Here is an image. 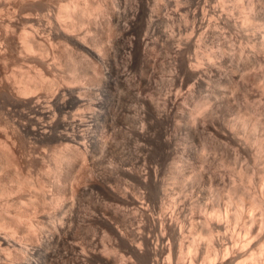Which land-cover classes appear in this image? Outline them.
<instances>
[{
	"label": "bare ground",
	"instance_id": "6f19581e",
	"mask_svg": "<svg viewBox=\"0 0 264 264\" xmlns=\"http://www.w3.org/2000/svg\"><path fill=\"white\" fill-rule=\"evenodd\" d=\"M168 1L170 2V0ZM206 1L204 0L205 3L203 2L204 3L203 6L201 5L202 7L200 8V14H201L200 17L195 18L197 28L198 29L203 28L202 29L203 31L199 32L200 36L199 34L197 37L195 36L196 37L195 39L196 42L194 40L195 45L196 43L201 45V40L199 37H204V36H201L202 33L203 35L210 34L209 35L210 37L211 34L217 30L216 28H218V26L221 28L223 27L225 29V32H226V29H229L230 31L234 33L236 37L239 38V40L237 38L235 39V40H238L239 45L234 44V46H237L238 48V51L235 50V52H237L236 54H238L237 57L235 56L237 58V59L235 58V61L237 60V63H233L234 60L232 61V63L234 64V66L235 64H238V63H242L243 65L241 64L242 65L241 69L238 66L239 68H236L238 70L235 71L233 69V66L225 62L224 70L226 71V73H224L223 75L224 77L222 76V81L224 84H227L228 86L229 85L232 86L233 84L235 87V90H234V92H236L235 94L239 93V92L237 93L236 91L237 89H239L240 92H242L243 98H241V100H243L242 102L244 104L243 106L240 105L242 102L238 103L239 105L236 104L235 102L236 99L233 98V100L235 99L234 100L235 105H238L240 107L237 106L235 108V115L233 116V118H231L232 115L230 114V118L224 119L225 121L223 122L216 121L217 118L215 119V116H217L216 115L217 110H215V112L211 110L212 113H216V114L214 116L209 114L210 116H209L208 123L207 122L205 123V121L203 120L204 126H205L204 127L202 125L203 122L200 123L201 114L200 115H197V114L203 113V111H207L205 109L203 110V107L206 104L202 103L203 102L202 101L201 104L197 106L195 105L196 107L194 109L193 107H189V108H192V111L190 109V113L188 115H185L183 113L184 112L183 104L187 103L186 100L188 97L182 95V93L180 92L182 88L180 89V87H182V85H184L188 81H192L191 84L193 83L192 84L193 86L192 85L191 86L193 88L195 87V85H201L203 80L205 81V78H211L212 72L214 70L213 69L214 64L211 62L214 59H212L209 56L210 55L209 53L213 52V50L212 51L207 50V51H210L209 53L205 52L207 56L210 57V60H212L210 61L209 58H207L208 62L209 61L210 62L208 64L207 61H205L207 63V66L205 67L203 66L204 64L203 65L201 64V63H204V61L201 60L202 61L201 62L199 60L200 58L199 59L198 57L192 58L191 54L190 56H188L189 54L188 55L185 54L186 50L191 49L195 46L192 44L193 42L188 41L191 38V36L193 38V34H195V32L194 33L192 32L193 34L190 32V31H193L191 29L192 27L190 28L191 30L189 31L191 36L188 35V37H186V38H189L188 40L181 36V38L184 39V41H181V39H178L179 37L178 35H176L178 40L176 39V37L173 38L174 32L172 33L171 38L170 36L166 35L168 38L165 39L166 47L163 50H165V53L169 57L168 67H167L168 68L167 71L169 74L166 71L169 77L164 76V75L163 77H167L165 78L166 81H168L167 82L168 84H166V86L168 87L169 84L170 86L168 87L169 90L164 92L162 96L161 95L162 91L164 89L165 90L167 89L164 88V85L166 83L165 79L160 76L161 74L164 73L165 69L164 71L162 70L163 72L160 70L162 73L159 75V77H161L160 79H163L164 81L161 80V83H160L159 77H158V66L161 63L157 65V62H158L159 56L162 54L159 51L161 50L160 47L163 44L161 41L163 40L162 39L163 35L160 31L162 28L159 29V21L156 18L157 16L156 14H158V12H156V9H159L157 8V5L159 6V0H134V3L132 5H129L132 2L126 0L124 1L126 4L130 2L128 4L129 7L134 5V7L130 8V9L133 8L131 12H128V13L124 12L127 10L125 8H127L128 5L124 6L123 10L124 9L125 10L122 11L120 10L122 8L119 9L118 7H121L124 2L122 1L123 3H121L120 1L119 4L121 3V6H119L118 3L114 0H0V55L2 56L11 55L15 58L16 60V61L14 60L15 61L14 65L16 66L14 67L15 71L17 70V67H18V70L23 67V66L21 67L20 65L24 64L25 60L23 61L22 58L26 56L27 59L24 58L26 59V61H28L26 62L27 63L26 65L30 67L40 65V67L37 68L39 72V75L37 76H40L39 81L43 79V81H41V84L44 85L46 83L45 81L48 79H49L48 82L52 83L54 82L53 80L57 81L58 79L56 78L57 80L56 79L51 80L52 78L50 79L49 75L47 78H45V75L41 73L43 72V70L41 71V68L45 67V69H51V70L52 68L58 69L57 67L59 66L58 61H60L58 59L56 60V58H58V55L65 54V56L68 55L71 58L70 54L72 55L75 54V56L77 55V57H80V61L82 60L81 63L84 62L85 68H86V69L84 68L85 69L84 71H86V73L85 72L84 73L88 76V77L86 76V79H88V85L86 84H84L86 86L82 85L83 87H82L81 93L78 92L79 90H74L73 88L70 87L71 85H69L70 83H75L76 81L74 80L75 82H71L68 79L70 81L69 84H68L69 81L66 80L67 84H65L64 87H61V89L59 90L57 89L58 91H56V93H54L55 90H51L54 93V95H52V97L46 100H44V98L43 100H41V98L39 99L38 97L40 96L37 97V93H35L36 88L34 86L37 87L38 86L37 83H39V81H37L36 84L32 83V85H30L31 84L30 82H33L35 78H37L38 80V77L36 76L35 77L33 76L34 79H31L32 81L29 80L30 77H27L26 80L22 79L21 81V79L17 78V75H15L13 71H11L12 72L11 74H14L13 75L14 77L16 76V78L12 77L13 79H17V80L19 79L21 82L25 81L26 84L24 85L22 84L23 86L17 89L16 91L17 93H14L15 90L14 92H11L9 90L3 91L0 89V109L2 108L4 110V113L7 115L11 114L12 112L18 113L20 118L24 120V122L19 123V128L21 130V133L24 136L28 137L30 139V142H32L33 144L37 143L42 147L61 146L60 149L57 148L59 149L58 154H56L55 152L56 148L54 149L55 151L51 152V153L53 152L55 153V154H52V157L53 155L58 156L57 157L58 161L59 160L65 161L67 165L70 166L71 169H72V162L74 160L73 158L74 157L76 158L77 154L82 156L81 158H83V162L81 163L82 164L81 177H79L80 175L78 176L80 172L78 170L80 169L77 170L78 172L76 171V173H78L77 174L78 178H80L79 179L80 183L76 184L75 187H73V184L70 185L71 187H70L69 205L65 209V211L68 209L66 220L63 221L58 218L59 220L63 221V223H61L60 221V224L56 225L57 223L49 224L47 222L49 220V216L52 217V215H49V214H53L51 213L52 211H54L52 208H51L52 211L49 212V214L45 213L44 212L45 210L44 211L42 210L41 213L37 216V219L35 218V220L37 221L36 223L33 222V220L32 221L30 220L31 218L30 217L31 213L29 214L30 211L29 212L22 211L21 209V211L17 212V210L11 207L17 212V214H15V217H12V215H10V212L7 211V213H5L6 211L4 210L6 217L4 215L0 216V264H8L5 261V259L7 258L6 257L7 254L11 256L10 252H12L11 254L14 253V255L16 256L15 263L12 262V264H38L34 260L35 258L34 255L40 252L42 249H44L46 244H48V246L52 244L57 246V243H60L63 245L62 246V250H63L62 257L60 255L61 252L57 254L58 256L60 255L61 257L60 260L57 258V256H54V254L52 255L53 259L56 257L57 259L55 258V260L56 261L59 260L57 264H264V23L256 19L257 17H259L257 15L260 13L259 9H257V11L259 10L258 12L257 11H255L256 13L254 12L255 16L257 17L252 15L253 11L256 10L255 5L253 8V2L255 0L254 1L251 0V2L249 1L251 16L245 13L243 9L244 6L241 3L238 4L239 0L236 2L239 8L236 7L235 10H237L238 8L242 15V18H240L241 16L239 17L240 19L237 18L240 21L234 18L235 15L233 16L232 15L233 13H231L234 10V8L232 11L229 9L231 11V12L229 11L231 14L230 15L228 14L229 12L226 11L228 10L227 7H226V10H223L221 7H219L218 4H215L212 2L213 4L210 5L208 4L209 0H208V3H206ZM225 1L222 0V2H225ZM259 1L260 0H258L257 2L256 0L257 3H259ZM165 2L163 1V3ZM182 2H180V4ZM183 3L185 4V2ZM180 4L178 5V7L180 6ZM232 4H235V3H232ZM173 5L174 4L172 3L171 10L173 9L177 10L178 7L173 8ZM223 5L225 6V3H223ZM224 6L223 8H225ZM146 10H148L149 12L145 13ZM261 10L263 11L264 9L262 8ZM187 11H185L186 14L188 13ZM171 12L172 11H170V13ZM193 12H194L193 13L194 15L195 12L197 11L195 10ZM180 13L179 15L181 16L179 17H181V19L183 18L182 16H188V14L182 15L183 12H180ZM164 14L163 16L165 17ZM263 14H264V11H263ZM166 15L168 16V13H166ZM170 15L172 16V14ZM99 16L101 17L99 18ZM143 16H145V25L143 26V28L141 26L137 28L138 21L142 19ZM177 18H176L177 22L175 21V24L179 23ZM186 18L184 19L186 20ZM172 19H171V22H172ZM194 21L193 22L191 21V22L194 23ZM166 22H168V20ZM181 22L179 25H181L185 21L183 20V22L182 23ZM186 22H185V25H186ZM169 25L170 24L168 23V26ZM173 25H174V22H173ZM165 26H166V23H165ZM167 28L168 27H166V29ZM169 28H172V27L169 26ZM186 28L185 30H187ZM221 28H219V30ZM164 29L165 28H163V30ZM180 30H177V31H180ZM220 31L222 32L223 30H220ZM230 31H229V34L231 33ZM175 33H176V30H175ZM165 34L167 33L165 32ZM169 34H171V31ZM179 34H181V31ZM185 34H182V35H185ZM217 35L215 34L213 38L217 37ZM220 35L221 34L218 35V38ZM230 35L232 36V33ZM226 37H222V39L228 40ZM198 38L200 40L199 43L197 41ZM206 38L209 39L208 37H205L204 38L205 40L204 39L203 40L206 41ZM232 39L233 37L231 38V40ZM216 40H214L213 42H217ZM233 41H231V43ZM224 42H222L221 40V43H223V45H224ZM202 43L205 46L206 42H202ZM225 46H223V48H225ZM199 47L201 48V46ZM218 47L220 46L218 45ZM195 48L196 47H194L193 49L195 50V52L197 49H199L201 52L203 51L200 48H197V49ZM211 48L212 47L208 48L207 46V49H211ZM223 48H221V50ZM216 49H219V48H217L216 46ZM226 49L227 50L224 49V51L228 52L229 48L226 47ZM198 51L195 53V55L198 53ZM214 52H215V47H214ZM214 52L211 55L215 56L216 52L215 53ZM205 53L204 52H202V54L199 53V55L197 54V56L199 57L201 56V58L205 59L206 57L202 56V55H205ZM219 54L217 51V55ZM223 55L225 56V58L228 57L226 56L225 53ZM232 55L233 54L231 51V56ZM49 56H52L51 59ZM216 56L214 58H216ZM221 56L219 55V57ZM73 57L71 58L72 60H73ZM67 58H66V61H67ZM229 58L231 60L232 57L229 56ZM4 59L5 58H3V60ZM61 61H60V64H61ZM221 61H223V59ZM4 62H6V60H4ZM35 62L37 63L36 65L34 64ZM218 62H220V60ZM81 63L79 65H81ZM73 64H78L77 59L72 62V65ZM6 65L9 66V64H6ZM221 65L223 66L224 64H221ZM221 65L219 66L221 67ZM62 66L60 65L59 67L61 68V70L63 69ZM162 66L164 67L163 64ZM163 67H161V69ZM247 69H249L250 71L252 70L253 73L252 74H248V72L245 73L244 71H249ZM136 71H138V73L140 71V74H138V77H136V75L133 74ZM130 74L134 76V81L131 79L133 77L130 78ZM69 76H72L71 73L69 74ZM213 79L214 78H212V80ZM17 80L16 81L14 80L15 83H17ZM27 80H29L30 82H28ZM214 80H217V78H215ZM1 81H3V79ZM207 81L208 83L211 82V80L210 81L207 80ZM48 82L46 83L47 89L54 87L53 86L54 84L55 86L57 85L55 82L54 84L52 83L53 85L50 83L48 84ZM79 82L82 83L80 79H79ZM132 83L137 84L136 86L139 88L143 86L142 90L148 93V97H149V94L154 89H156V86L159 85L160 83L162 85L161 88H164L163 90L160 89L161 96L160 95L159 96L161 97L162 100L159 99L157 95L156 96L158 98L153 96V98L146 97L144 99L143 97L141 99L143 100L142 102L143 106L141 107V111L136 110L137 107L135 106L136 107L135 109L133 104H131V101L135 99V97H139V96H137L134 93V91L132 92V89H131V86L133 85ZM119 84L120 86L123 85V88L121 90L119 88L120 86L118 87ZM220 85L218 86L222 88L221 86H223V84L221 86ZM206 87L208 89V86ZM13 88L14 87H12V89ZM158 88L160 87L158 86ZM228 88L229 87L227 88L224 87L223 89L227 91ZM38 89L39 88H37V90ZM193 89L195 90V88ZM207 89H205V91L209 90ZM186 90L185 92H187ZM198 90H200L199 93L201 92L207 93L204 91V89L203 91L201 88ZM210 90L212 91V89ZM229 90L231 91V88H229ZM144 91L142 92L144 93ZM188 91L189 92L191 91V95L193 97L194 95L192 92L193 90L189 89ZM52 92L51 94H53ZM189 92L187 94H189L190 96ZM137 94L139 95L141 93H137ZM235 94L231 93V96ZM134 95L136 96L132 97ZM146 95L147 94H144L142 96H146ZM152 95H154V93ZM200 95L204 96L205 94L204 95L200 94ZM207 95L209 97L211 93L209 94V91H208ZM216 95L217 94L210 96L211 98L213 97L214 99H210L209 97V101L210 100L215 101L216 98L218 99L219 97H217ZM231 96L229 95V97ZM154 97L161 101L159 100L154 101L155 100ZM193 98L195 99V97ZM191 99L189 101H191ZM194 99L192 100L194 101ZM198 99H200V97ZM239 100L237 99V102ZM217 101L219 100H216V102ZM204 102H207V101L205 100ZM230 103L231 102H229V100L227 99L226 104H228L229 106H232L230 105ZM135 105L140 106V103L135 104ZM188 106H189V103H188ZM207 107L212 108L214 106L211 107L210 105V106L205 107L206 109L209 110L210 108H207ZM218 108H220V104ZM232 108L234 109V107ZM72 110L74 111L77 110V112L72 113L71 112ZM207 112H204V113H207ZM135 114L138 115V117H135ZM206 115H208V113ZM197 116L198 117L200 116V118H198ZM179 121L181 123L184 122L187 125H190L191 127L190 129L191 130L193 129L195 131L196 130L198 131V128L196 129V127H198V125L201 124V126H203L207 130V132L215 139V140H212L209 138L210 142L216 141L217 139L218 143L222 145V146L218 145V147H216L217 146L216 145L217 142H216L215 143L216 146L214 145L216 147L215 150L218 149L220 146V147H223V149L220 148L221 151H223L224 148H225L224 152H226V150L228 151L227 153H223L220 151L222 153V156H221L222 160L221 161L219 160L220 163L224 164L223 162H229L230 160H232V163H234L233 166L232 164H230L233 168L227 165L233 169L232 170L231 168L228 167V170L229 169L232 170V172L228 171L231 173L230 175L232 177H229L227 179H225L226 177H224V179L222 178L223 180L221 179L220 186L219 185L216 186L214 188V191L215 189L216 191L213 193V190H212L213 194L209 196H200L195 193L194 196H192L191 194V196H189L190 199H187L186 197L190 195L188 193L187 196L184 197L187 192L184 194L183 197L178 196L182 194V191H183L182 187H180L182 191L179 189V191H181V194L180 192H178L179 194L178 195L176 194L177 196H171V194L169 195V192L172 190V188L171 190L168 191V193L166 192L168 188H165L166 189L165 190L163 187V184L161 183V180L159 179L158 167L156 166V164L154 166L148 162L149 154L147 150L150 149L148 147L149 144L153 145L154 148L166 150L171 145L169 129L170 127H174L175 122H178L179 124ZM125 123L126 124L128 123L129 125V127L128 125L125 126L127 127V129L129 128L128 130L125 129L127 130L126 132H123V130L118 131L116 129L117 126L118 127L120 126L117 124L125 125ZM135 123L142 124V126L140 127L139 124H138L139 126H136ZM153 126H154L153 132L150 133L149 132L150 130H148L147 127H153ZM203 127H202V131L204 132L206 130H204ZM0 131H2V127H0ZM202 131L200 132L201 134H203ZM210 135L209 136L206 135L205 137L204 136L203 137L208 139L207 137H210ZM136 136L138 137L141 136L148 142V144H145L146 141H143L144 144L142 143L141 144L137 143L139 145L136 144V148H134V150L136 149L134 151L135 154L133 152L134 154L133 161L126 162V163L120 162V164L118 163L119 165L114 164L113 163L114 161H111V163L109 164H105V159L109 154H111V152H112L113 157L114 155L117 156V153L119 152L117 147L118 145H120V143H123L125 141L124 144H127L126 141L128 138H133L135 141ZM8 140L10 141L11 139L9 138ZM5 144L7 145V148H8V145L9 146L11 145L9 143L8 144L4 143V146H6ZM181 144H183V142ZM201 144H204V142ZM212 144H214V142H212ZM16 146L17 145H15V147ZM184 146H185V143H184ZM208 147L209 146H207V148ZM212 147H210L208 150H210ZM7 148L6 150L9 151L10 148L12 147L8 149ZM123 149L124 148H122V150ZM200 149L202 150L204 149V151L207 150L205 148V145L202 148L200 147ZM200 149H198L199 152H200ZM212 149L210 151H212V153L216 152V155H217L218 151H215L214 149L213 150ZM6 150H0V153L1 151H3L2 154H5L7 152ZM44 150H45V153L48 152L46 148H44ZM129 150H131V148ZM12 151H14L13 148H12ZM12 151L11 152L9 151V152L13 154ZM210 151L209 152L206 151V152L211 153ZM29 152H31V150H29ZM39 152L41 153V151ZM195 152L198 153L197 151ZM206 152H203V151L200 152L201 156L203 153H205L206 155L207 154ZM200 153L198 154L200 155ZM212 153L210 156H213ZM6 154H5V158L7 157L6 161L8 162L7 159L9 157H11L9 159L12 160L11 154L8 153V156L10 155L9 157L6 156ZM35 155L38 159L39 153L37 154L36 152ZM120 156H123V155H120ZM181 156L183 155L181 154L180 157ZM210 156L209 155L207 157L205 156L206 161L211 160V159H208V157L210 158ZM217 156L219 157V155ZM126 157L127 156H125L124 158ZM13 158L15 159L16 156H14ZM23 158H20V159L22 160ZM40 158H41V155H40ZM55 158L53 159V161L55 160ZM184 158H186V156ZM188 158H186V160H189ZM213 158L216 159V157H213ZM215 159H213V161ZM58 161L56 160V162ZM60 161L57 164L55 161L54 162L56 165H58V164H61ZM178 161H176V163ZM10 162L12 164L11 166L13 167L15 162H12V161ZM191 162L192 160L190 161V163ZM204 162H205V159H204ZM26 163H29V162H26ZM174 163L175 162H172L171 166H173ZM179 163L181 164V162ZM110 164L111 166H108ZM178 164H176V166ZM52 165H54V163H52ZM202 165H205V164L203 163ZM14 166L16 168V165ZM18 166L19 164L17 165V167ZM24 166L25 165L23 164L22 167ZM219 166L221 167L222 165H219ZM224 166L226 165H223V167ZM180 167L182 169L184 165L183 167L182 165ZM216 167L214 166V168ZM218 167L216 168L217 169L216 171L219 170ZM2 168L4 167H1L0 169ZM222 168H220V171L223 170ZM30 169L28 168L29 170V172L27 171L28 174L30 173ZM48 169L49 171H51L54 168H51L50 166L48 167ZM58 169H60L59 166H58ZM171 169H169L168 171L171 172L170 171ZM1 171H0V174H1ZM16 171L17 170L15 169L14 172ZM43 171L41 172L40 170V173L43 174L42 176H44ZM53 171H55V169ZM53 171L52 173H54ZM62 171L64 172V170ZM17 172L13 174V176H15V179H16V174L18 173L22 174L20 173V170L18 173ZM207 172L208 174L205 172H197V173H194V174L192 173V175L190 174L187 176L186 174H180L182 173L181 171L179 173L180 178H181L180 180L182 181V183L184 181L182 179H186V178H188V181H190L189 179H191V181H193V183L195 182V184L199 183L200 181H202L200 182L202 184L211 183L212 181H214L212 179H213L214 174L216 173L215 169H214L215 173L212 172L211 170L213 174H211V172L209 171ZM228 172L227 170L225 172L227 176H228ZM45 173H48V170L47 172L45 170ZM50 173L48 175H50ZM60 173H61V170H60ZM209 173L213 175L212 178H211V175H209ZM218 173H221V172L218 171L217 174L215 175L217 176ZM5 174L7 175V173ZM55 174L54 176L56 177ZM59 174H57L58 178L55 179L56 181L57 179L61 177ZM222 174L223 172L220 174L221 177H222ZM2 175L4 174L2 173ZM8 175H12V174H8ZM220 175H218L217 177L215 176V178H218ZM20 176L21 175H19L18 177ZM21 177H23V175ZM45 177L46 178L49 177L51 179V176H47L46 174H45ZM168 177L171 178V181L174 178L173 176L170 177V175L167 176V178ZM12 178L13 177H11L10 179ZM31 178L32 177L29 178V175H28V176H25V178H23V181H21L22 178L21 179L18 178V179L21 181L20 182L21 184L23 182V187H24L25 186L24 183L28 182V180H31ZM24 179H28V180H24ZM33 179L34 178H32V180ZM36 179H38V177ZM168 179H166V182ZM41 180H40L41 182H44L45 179L44 180L41 179ZM76 180L75 182H78ZM52 181H51V188L53 186ZM15 182L13 183L10 181V183H13V184H15ZM29 182L30 184L33 183L31 181ZM29 182L27 183L28 185H29ZM59 182L57 181L58 185H60ZM166 182L165 183L163 182V183L166 184ZM217 182L219 184V181ZM21 184H19L20 185L19 186L18 181H17L16 185L18 186L15 188V190L16 189L23 190V187L21 186ZM33 184L29 185L28 187L35 186V184L34 185ZM204 184L202 186H204ZM2 185H4V188H5L6 184L4 183ZM44 186L42 185V188L40 189L44 190L45 189ZM47 186H48V182H47ZM169 186H171V184ZM214 186H215V183H214ZM35 187L30 190L34 191ZM40 187H41V184H40ZM49 187L46 188L48 189V191L50 190ZM64 187L66 186L64 185ZM211 188L213 189L212 186ZM52 189H51V192H52ZM22 190H19L21 191L20 193L24 192V190L23 191ZM38 190L39 189H37L36 194H40L39 193L40 190L39 191ZM43 190H41L42 193L44 192ZM190 190L193 191V188ZM176 191L175 193H177ZM184 191H187V190H184ZM194 191H195V187H194ZM208 191L211 192V190H208ZM5 192L7 193L6 190ZM12 193L13 192H11L10 195ZM44 193L43 195L47 196V194L46 193L44 194ZM32 194H34V192ZM36 194L34 195V197H37ZM41 194L38 196H41ZM48 195H50L49 192H48ZM7 196L10 197L9 194ZM7 196L5 195L3 198ZM30 196L29 197L27 196V197L30 198L29 201L32 199L30 201L31 203H29V201L28 202L26 201L25 203L31 204V206L33 205L34 202L37 204L39 203L37 202L38 197L37 199L34 198L33 200V198H31L33 196L31 197ZM51 197H52L50 198L51 201L53 197L56 198L55 194ZM43 198L41 197V199ZM58 199H62V198H58ZM78 199L80 201V209H78L77 207ZM16 200L17 199H15V201ZM7 201H9V199ZM38 201H40V198ZM79 201H78V204H79ZM19 202L21 201L19 200L18 202H16V204ZM22 202L24 201L22 200ZM43 202H44V199L42 203ZM46 202L48 204L49 201L48 200L45 201L44 204ZM3 203L1 204V207L4 208L5 204ZM25 203H23L22 205L23 208L27 206V205H24ZM12 204L13 205L15 204L14 201ZM37 204L34 206L35 208L33 212H35ZM40 204H41V201L39 205ZM54 204H55L54 206H56L58 203L56 204V202H54ZM51 205H53V202ZM9 206H11V204H9ZM18 207H21V206L19 205ZM5 208L7 209L6 206ZM15 208L17 207L15 206ZM28 209H30V207ZM7 210H10V208ZM0 212H1V208H0ZM7 215L11 216L14 219L11 220V218L9 217L10 220H7ZM51 217L50 219L54 220V218L53 217L51 218ZM25 219H28L26 220L29 223L27 227H25L27 224V222L24 223ZM55 222H56V219H55ZM30 227H32V229H30ZM26 229H30L31 231L35 230L34 233L36 234H37L36 231H38L36 238H34L36 234H34L33 231H32L33 233L32 234L31 232H29V230L28 232H26L27 231ZM28 233H31L32 236L34 235V237L32 238V236L29 235ZM19 234H21V236L22 234L23 236L25 235L24 239L20 238ZM77 237H79L80 240L77 241L75 239ZM54 245H52V247ZM56 246H54V248ZM54 248H51V249H54ZM46 250L48 249L46 248L45 251ZM42 253L44 252L42 251ZM47 258L45 256V259ZM9 259L13 260L14 258L10 257ZM36 259L39 260L38 257H36ZM45 259L43 258V261ZM40 261L41 260H39V263ZM43 264H46V262L45 263L43 262Z\"/></svg>",
	"mask_w": 264,
	"mask_h": 264
},
{
	"label": "rangeland",
	"instance_id": "374dc122",
	"mask_svg": "<svg viewBox=\"0 0 264 264\" xmlns=\"http://www.w3.org/2000/svg\"><path fill=\"white\" fill-rule=\"evenodd\" d=\"M114 1L117 2L118 0H114ZM120 1H121V3H123V2L126 1V0H119V1L117 2L119 6H121V3L119 4ZM122 1H123V2H122ZM127 1L132 2V3L128 2V4L130 3L129 5H132V4L134 3V0H132V1H131V0H127ZM160 1H161V0H159V6L157 5V8H159V9H156V12H158V14H156V15H157L156 18H157L158 21H159V29L162 28L160 31H161V33H162V35H163V36H162V39H163V40H161L163 44H162V43H161V44H162V46H163V45H164V46H163V47H162V46L160 47L161 50H160L159 52L162 53V54H161V55L158 54V55H160V56H159V58H158L157 65H158L159 63H161V64H159V66H158V77H159V75H160V74L164 71V69H165L164 73L160 75L162 78L165 79V78H167V77H163V75L169 77V75H168L169 73H168V71H167V70H168L167 67H168V60H169V57H168V55L165 53V50H163V49H165V47H166V45H165V44H166V43H165V39L168 38L166 35L170 36V38H171L172 33H173V32L175 33V30H176V33H175V34L173 33V36H174L173 38H175L176 35H178V36H179L178 39H181V41H184V39H182L181 36L188 40L189 38H186V37H188V35H190V32H191V33H192V32H193V33L195 32V34L192 33V34H193V38H192V36L190 35V36H191V38H190L191 40H190V39L188 40V41L193 42L192 44L195 45V42H196L195 39H196V37L198 36V34H199V36H200V33H199L200 31H203V30H202L203 28H202V29H201V28H200V29L197 28V24H196V20H195V18H197V17L199 18V17H200V15H201V14H200V8L203 6V4H204L205 2H204V0H199V1H198V0H183V2H185V4H184V3L182 2V0H181V1H180V0H177L178 2H177L176 0H172V1L170 0V2H169L168 0H163L164 2H165V1L167 2V1H168L167 4H166V2L163 3V1H161V2H160ZM173 1H174V2H173ZM175 1H176V2H175ZM188 1H189V3H188ZM193 1H194V2H193ZM205 1H206V0H205ZM218 1H219V0H218ZM218 1H217V0H209V3H208V0H207L206 3H208V4H210V5H212L213 3L218 4L219 7H221L223 10H226V7H227V9H228V10H226L227 12H229L230 10L232 11L233 8H234V10H235V8L238 7V5H237V3H236L238 0H235V2H234V0H226V1L224 0L225 2H222V0H221V1H219L220 3H219ZM249 1L251 2V0H239V1H238V4L241 3V4L244 6L243 9H244L245 13H246L247 15H250V16H251L250 5H249L250 2H249ZM252 1H254V0H252ZM116 2H115V3H116ZM180 2H182V3H181L182 6H181ZM203 2H204V3H203ZM210 2H211V3H210ZM212 2H213V3H212ZM254 2H255V4H254ZM254 2H253V8H254V5H255V6H256V7H255L256 10L253 11L252 15L255 16V13H256L255 11H257V9H259V10H260V13L257 14L259 17H257V16H255V17H257V18H256L257 20H259L260 22L264 23V14H263V11H264V10H263V11L261 10L262 8L264 9V0H260V1H259L260 4L257 3L258 0H257V2H256V0H255ZM124 3H125V2H124ZM124 3L122 4L121 7H118V8H119V9L122 8V9H120V10H122V11H124L125 9H127L126 11H124V12H127V13H128V12H131V10H132L133 8H132V9H130V8H131V7H134V5L131 6V7H129L128 4H126V3L124 4ZM162 3H163V4H162ZM172 3L174 4V5H173V8H174V7L177 8L178 5L180 4V6H179L178 9H177L178 11L175 10V9L171 10ZM177 3H178V4H177ZM186 3H187L188 5H187ZM223 3H225V6L223 5ZM226 3H227V4H226ZM228 3H229V4H228ZM230 3H231V4H230ZM232 3H235V4H232ZM256 3H257V4H256ZM215 4H214V5H215ZM258 4H259V5H258ZM118 5H117V6H118ZM126 5H128V7L125 8V9L123 10L124 6H126ZM163 5H164V6H163ZM184 5H185V6H184ZM186 5H187V6H186ZM198 5H199V6H198ZM201 5H202V6H201ZM218 5H217V6H218ZM221 5H223L225 8H223V6H221ZM226 5H227V6H226ZM228 5H229V6H228ZM232 5H233V7H232ZM234 5H235V7H234ZM236 5H237V6H236ZM195 6H196V7H195ZM259 6H260L261 8H260ZM162 7H163L164 9H163ZM128 8H129L130 10H129ZM167 8H168L169 10H168ZM189 8H191V9H189ZM195 8H197V9H195ZM231 8H232V9H231ZM238 8H239V7H238ZM238 8H237V10H235V11H237V12H235L234 10H233L232 12L230 11L231 13H233V14H232L233 16L235 15L234 18H236V19H237V18H238V19L242 18L241 12L239 11ZM160 9H161V10H160ZM166 9H167L168 11H167ZM229 9H230V10H229ZM157 10H159V11H157ZM187 10H188V11H187ZM195 10H196L197 12H195V14H194L195 16H194V15H193V13H194L193 11H195ZM259 10H258V11H259ZM162 11H163V12H162ZM166 11H167V12H166ZM170 11H172V12L170 13ZM174 11H175V12H174ZM179 11H180V12H183L182 15H187V14H188V16H182L183 18L181 19V17H179V16H181V15H179V13H180ZM185 11H187L188 13L186 14ZM238 11H239L240 13H239ZM258 11H257V12H258ZM148 12H149V11L146 10L145 13H148ZM156 12H155V13H156ZM159 12H160V14H159ZM176 12H177V13H176ZM230 12H229L228 14H230ZM254 12H255V13H254ZM164 13H165V14H164ZM166 13H168V16H169L170 18L166 15ZM184 13H185V14H184ZM238 13H239V14H238ZM163 14L165 15V17L163 16ZM170 14H172V16H171ZM180 14H181V13H180ZM158 15H160V16H158ZM230 15H231V14H230ZM237 15H238V16H237ZM166 16H167V18H166ZM177 16H178V18H177ZM233 16H232V17H233ZM240 16H241V17H240ZM260 16H261V17H260ZM100 17H101V16H99V18H100ZM162 17H164V18H162ZM171 17H172L174 20H173ZM174 17H175V18H174ZM186 17H187V18H186ZM193 17H194V18H193ZM239 17H240V18H239ZM262 17H263V18H262ZM176 18L178 19V22H179L178 24L176 23L177 25H179L181 21L183 22V20H184L185 22H186V21H188V22H186V25H185V22H184V23L181 22L182 24L179 25V26H177V25L175 24ZM179 18L181 19V21H180ZM184 18H186V20H185ZM169 19H170V20H169ZM171 19H172V22H171ZM238 19H237V20H238ZM162 20H163V21H162ZM167 20H168V22H166ZM190 20H191L192 22H193L194 20H195V21H194V23H192ZM238 21H240V20H238ZM161 22H162V23H161ZM163 22H164V23H163ZM170 22H171V23H170ZM173 22H174V25H175V26L173 25ZM176 22H177V21H176ZM165 23H166V26H165ZM168 23L170 24L169 26H171L172 28H169ZM161 24H162V25H161ZM163 24H164V26H163ZM171 24H172L173 26H172ZM183 24H184V26H183ZM187 24H188L189 26H188ZM193 24H194V25H193ZM144 25H145V16H143V18L140 19V20L138 21L137 28H138L139 26H141V27L143 28ZM190 25H191V26H190ZM162 26H163V27H162ZM194 26H195L196 29L194 28ZM166 27H168V28L166 29ZM173 27H174L175 29H174ZM178 27H179V28L181 27V28H183V29L180 28V29H181V30H180ZM186 27H187V28H186ZM191 27H192V28H191ZM163 28H165L166 30H165V29L163 30ZM185 28H186L187 30H185ZM190 28H191L193 31H190V30H191ZM219 28H221V27L218 26V28H216V29L219 30ZM222 28H223V27H222ZM222 28H221L220 30H223L224 32H223V31L221 32L220 30L217 31V30L215 29L217 32L214 31V33H212L213 35L211 34L210 37H209L210 34H208V35H207V34H206V35L204 34V35H203V33L201 32V33H202L201 36H204V37H199L200 40H201V45L196 43V45L194 46V47H196L195 49L200 48L199 46H201L200 49L203 50L202 52H204V53H205V52H206V53H209V52H210V51H207V50H211V51L213 50V52H214V47H215L216 55H217V51H218V54L220 53L219 55H220V56H221V55L223 56V57H222V56L219 57V55H217V56H218V57H217V56L214 54V55L216 56V58H218V59L220 58L219 60H220L221 63L218 62V61H219L218 59L214 58L215 56L211 55V54H213V52H210V53H209V54H210L209 56H210L212 59H214L215 61H214V60H213V61L210 60V57H208L206 53H205V55H202L203 57H204V56L206 57V58H205L206 60H205L204 58H201V56H200V57L197 56V54L199 55V53L202 54V52H201L199 49L196 50V52H197L198 50H199V51H198V53L195 55L196 52H195V50H193L194 47L185 51V54H186V55L189 54L188 56H190V54H191V57H192V58L198 57V59L200 58V59H199L200 61L203 60L204 63H201V64H202V65L204 64L203 66H205V67L207 66V63L209 64L210 61H212L211 63L214 64V65H213V69H214V70H213V72H212L211 78H205V81L203 80V82L201 83V85H195V87H193V88H195V90L192 88V86H193V85H192L193 83L191 84L192 81H188L187 83H185L184 85H182V87H180V89L182 88L181 90L184 92V93H183V92L180 90V92L182 93V95L188 97L187 100H186L187 103H186V104H183V105H184V112H183V113H184L185 115H188V114L190 113V109H191V111H192V108H189V107H193V109H194L197 105L201 104L202 101H203L202 103H205V104H206V105L204 104L205 106L203 105V106H204V107H203V110L205 109V110H207L208 112H207V111H203V113H198V114H197V115H200V114H201V115H200L201 118H200V116H199V117L197 116L198 118H200V121H201L200 123H202L203 120L205 121V123H206V122L208 123V121H209V116H210V115H213V116H214L216 113H217L216 115H217L218 117L215 116V119L217 118L216 121H218V122H223V121H225L224 119H229V118H230V114L232 115L231 118H233V116L235 115V108L239 105L238 103H240V102L243 101V100H241V98H243V96H242V92H240L239 89L236 90L237 93H238V92H239V93H238V94H235L236 92H234V90H235L234 85L232 84V86H230V85L228 86L227 84H224L223 81H222V76L224 75V73H226V71L224 70V69H225V62H226V63H229L231 66H233V69H234L235 71L238 70V69H236V68H239V67H240V69H241V66L243 65L242 63L235 64V66H234V64H233V63H237V60L235 61V58L237 57L238 54H236L237 52H235V50L238 51V48H237V46H234V44H235V45H239V44H238V40H239V38L236 37V36L234 35V33H233L232 31H230L229 29H226V32H225V29H224V28L222 29ZM168 29H169V30H168ZM173 30H174V31H173ZM177 30H180V31H181V34H179L180 31H177ZM228 30L232 33V36L230 35L231 33L229 34V31H228ZM163 31H165L167 34H165V32H163ZM167 31H168V32H167ZM170 31H171V34H169ZM189 31H190V32H189ZM178 32H179V33H178ZM186 32H188V33H186ZM197 32H198V33H197ZM215 32H216V33H215ZM219 32H221V33H219ZM177 33H178V34H177ZM185 33H186V34H185ZM217 33H218V35L221 34V35H220L221 37L219 36L220 39L218 38ZM222 33H223V34H222ZM182 34H185V35H182ZM215 34L217 35V37H214V38H215V39H214L213 36H215ZM225 34H226V35H225ZM186 35H187V36H186ZM223 35H224V36H223ZM229 35H230V36H229ZM190 36H189V37H190ZM195 36H196V37H195ZM226 36H227V37H226ZM228 36H229V38H230V37H231V38L233 37V39L231 40V38H230V40H229ZM205 37H208L209 39L206 38V41H204V40H205V39H204ZM222 37H226L228 40H225V39H224V40H225V42H224V40L222 39ZM170 38H169V39H170ZM173 38H172V39H173ZM199 38H198V40H197L198 43H199V41H200ZM201 38H202V39H201ZM210 38H211V39L213 38L214 40H216V38H217V40H216L217 42H213L214 40L212 39V40H213V41H212ZM236 38H237L238 40H235ZM176 39H177V37H176ZM176 39H175V40H176ZM178 39H177V40H178ZM203 39H204V40H203ZM218 39H219L220 41H219ZM194 40H195V42H194ZM202 40H203V41H202ZM207 40H208V41H207ZM221 40H222V42H224V45H223V43H221ZM233 40H234V41H233ZM161 41H160V42H161ZM210 41H211V42H210ZM218 41H219V42H218ZM226 41H227V42L229 41V42L227 43ZM231 41H233V42L231 43ZM235 41L237 42V44H236ZM202 42H206V43H205V46H204V44H203ZM211 43H213L215 46H214L213 44H211ZM225 43H227V44H225ZM202 44H203V45H202ZM206 44H208V45H206ZM209 44H210V45H209ZM216 44H217V45H216ZM232 44H233V45H232ZM198 45H199V46H198ZM212 45H213V46H212ZM218 45H219L221 48H223V46H225V45H226V46H225V48H223V49L221 50V48L218 47ZM221 45H222V46H221ZM227 45H228L229 47H228ZM230 45H231V47H230ZM207 46H208V48H209V47H212V48H211V49H207ZM216 46H217V48H219V49H216ZM205 47H206V49H205ZM226 47L229 48V51H228V52H227V51H226V52L224 51V49L227 50ZM234 47L237 48V49H235ZM202 48H204L205 50L202 49ZM232 48L234 49V51H233ZM231 49H232V50H231ZM162 50H163V51H162ZM220 51L222 52V54H221ZM223 51H224V53L226 54V56H228V57L225 58V56L223 55V54H224ZM231 51H232V54H233L232 56H231ZM215 52H214V53H215ZM233 52H234V53H233ZM193 53H194V54H193ZM228 53H229L230 55H229ZM165 54H166V56H165ZM192 54H193L194 56H193ZM70 55H71V58L74 56V57H73V60H72L68 55H66V56H65V54H60V55H58V58H56V60L58 59V60L61 61V59H62L61 64H60V61H58V64H59V66H57L58 69H57V68H52V70H51V69H45V67H44V68H41V71L43 70V72H41V71H40V72H41L42 74L45 75V78H47L48 75H49V78H50V79L52 78L51 80L56 79V78L59 80V81H58V80L56 79L58 82L55 81V80H53V81L57 84L56 86H55L54 82H52V83L54 84V85H53L52 83L48 82L49 79L46 80V81H45L46 83L48 82V84L50 83V84H52V85L55 87V88L52 87V88H50V89H47V87H46L47 84H46V83L44 84L45 87H44L43 84H41V81H43V79L39 81V77H40V76H37V75H39V72H38V69H37V68H39L40 65H36V64H37L36 62L34 63L36 66H31V67H30V66L26 65V64H27L26 62H28V61H26L27 58H26V56H24V58H26V59L22 58L23 61L25 60V61H24V64L20 65L21 67H22V66H23V67H22L21 69H19V70H18V67H17V70L15 71V69H14V67H16V66L14 65V62L16 61L15 58H14L13 56H11V55H5V56L0 55V58H1V59H0V89L3 90V91H4V90H9V91H11V92H14V90H15L14 93H17V92H16L17 89H18V88H21L24 84H26L25 81H23V82H25V83L21 82L22 79H23V80H26L27 77H30V79H29V78H28V79H29L30 81H32L31 79H34V77L36 76V77H38V80H37V78H35V79H34L35 81L33 80V82H30L29 80H27V81L31 83V84L29 83L30 85H32V83H33V84H36V82L39 81V83H37V84H38L37 87L34 86V85H33V86L36 88L35 93H37V97L40 96V97H38V98H39V99L41 98V100H43V98H44V100H46V99L52 97V95H54V93H56V91H58L59 89H61V87H64L65 84H67L66 80H68V79H69L71 82H75V81H76L75 83H70V81L68 80V81H69L68 84L70 83L69 85H71V86H70L71 88H73L74 90H79L78 92L81 93V92H82L81 90H82V87H83L82 85H84V84L88 85V79H86V76H87V75L85 74L86 71H84V70L86 69V68H85V64H84V62L81 63L82 60L80 61V57H77V55H76V56H75V54H73V55L70 54ZM67 56H68V58H67ZM212 56H213V57H212ZM229 56L232 57V58L234 57V58H233V59L231 58V60H230ZM235 56H236V57H235ZM6 57H7V58H6ZM49 57H50V59H51L52 56H49ZM59 57H60V58H59ZM65 57L67 58V61H66V58H65ZM3 58H5L4 60H6V62H4ZM69 58H70L71 60H70ZM163 58H164V59H163ZM166 58H167V59H166ZM207 58H209V60H210L209 62H208ZM238 58H239V57H238ZM9 59H10V61H9ZM63 59H64V60H63ZM68 59H69V60H68ZM76 59H77V61H78V64H73V65H72V62H73L74 60H76ZM196 59H197V58H196ZM222 59H223V61H221ZM236 59H237V58H236ZM14 60H15V61H14ZM165 60H166V61H165ZM217 60H218V61H217ZM226 60H227V61H226ZM229 60H230V62H229ZM233 60H234V61H233ZM7 61H8V62H7ZM79 61H80L81 65H79V64H80ZM162 61H163L164 63H163ZM205 61H207V63H206ZM232 61H233V63H232ZM201 62H202V61H201ZM214 62H215V63H214ZM239 62H240V61H239ZM62 63H63V64H62ZM64 63H65V65H64ZM68 63H69V64H68ZM74 63H76V62H74ZM219 63H220V64H219ZM3 64H4V65H3ZM6 64H9V66L6 65ZM83 64H84V65H83ZM162 64L164 65V67L162 66ZM221 64H224V65L222 66ZM241 64H242V65H241ZM24 65H25V66H24ZM60 65H61V66L63 65V66H62V68H63L62 70H61V68H59ZM71 65H72V66H71ZM76 65H77V66H76ZM216 65H217V66H216ZM219 65H221V67H220ZM20 66H19V67H20ZM236 66H237V67H236ZM238 66H239V67H238ZM33 67H34L35 69H34ZM79 67H80V68H79ZM159 67H160V68H159ZM161 67H163V68L161 69ZM8 68H9V70H8ZM12 68H13V69H12ZM84 68H85V69H84ZM218 68H219L220 70H219ZM221 68H223V69H221ZM59 69H60L61 71H60ZM74 69H75V70H74ZM56 70H58V71H56ZM70 70H71V71H70ZM80 70H81V71H80ZM160 70H161V71L163 70V71L161 72ZM247 70H249V69H247ZM11 71H13L14 74L17 75V78L21 79V81H20L19 79H18V80H17V79H13V78H16V76L14 77V76H13L14 74H11V73H12ZM54 71H55V73H54ZM166 71H167L168 74L166 73ZM74 72H76V73H74ZM84 72H85V73H84ZM220 72H221V73H220ZM244 72H245V73L248 72V74H252V73H253L252 70H251V71H250V70H249V71H244ZM36 73H37V74H36ZM70 73H71L72 76H69ZM78 73H79V74H78ZM54 74H55V75H54ZM56 74H57V75H56ZM82 74H83V75H82ZM131 74H132V73H131ZM131 74H130V78L133 77V78H131V79L134 81V76L131 75ZM133 74H135L136 77H138V74H140V71H139V73H138V71H136V72H134ZM218 74H220L221 77H220V75H218ZM44 75H43V76H44ZM59 75H61V76L64 75V76H62V77H63V78H62V77L59 76ZM77 75H78V76H77ZM33 76H34V77H33ZM53 76H54V77H53ZM73 76H74V77H73ZM80 76H81V77H80ZM89 76H90V75H89ZM12 77H13V78H12ZM24 77H25V78H24ZM69 77H70V78H69ZM72 77H73V78H72ZM82 77H83V78H82ZM87 77H88V76H87ZM161 77H159V82H160V83H161V80H163V79H160ZM223 77H224V76H223ZM6 78H8V79H6ZM10 78H11V79H10ZM64 78H65V79H64ZM66 78H67V79H66ZM77 78H78V79H77ZM212 78H214V79L217 78V80H214V79H213V80H214V81H213ZM218 78H219V79H218ZM2 79H3V81H1ZM63 79L65 80L66 83L64 82ZM76 79H77V80H76ZM79 79H80V81H82L83 84H82L81 82H79ZM7 80H8V81H7ZM9 80H10V81H9ZM14 80H15V81L17 80V83H15ZM51 80H50V81H51ZM62 80H63V81H62ZM74 80H75V81H74ZM132 80H131V81H132ZM207 80H209V81L211 80V82H210L211 84L208 83ZM219 80H220V81H219ZM13 81H14V82H13ZM60 81H61V82H60ZM133 81H132V82H133ZM163 81H164V80H163ZM165 81H166V79H165ZM28 82H27V84H28ZM136 82H137V81H136ZM167 82H168V81H166V83H165V85H164V88H166L167 90H165L164 88H161L162 85L159 83V85L156 86V89H154V90L152 91V92L154 93V95H152L153 93L151 92V93H150L151 95L149 94V97H148V93H147L146 91L142 90V89H143V86L139 88V87L136 86L137 84H133V83H132V84H133V85L131 86L132 92L134 91V93H135L137 96H139V97H135L136 95L132 96V97H135L136 100L132 98L133 100L131 99V100H132V101H131V104H133L134 107H135V106L137 107V109H136V107H135L136 110L141 111V107L143 106V103H142L143 100H141V99H142L143 97H144V99H145L146 97H148V98L152 97V98H153V96H155L156 98L159 97V99H161L160 96H161V95L163 96V93L169 90L168 87L170 86V84H169L168 87H167V86H166V84H168ZM206 82H207V83H206ZM212 82H213L214 84H213ZM218 82H220V83H218ZM221 82H222V83H221ZM43 83H44V82H43ZM59 83H60V84H59ZM77 83H79V84H77ZM1 84H2V85H1ZM13 84H14V85H13ZM17 84H18V85L21 84V85L18 86ZM22 84H23V85H22ZM74 84H75V86H74ZM76 84H77L78 86H77ZM189 84H190V86H191V85H192V86L190 87ZM207 84H208V85H207ZM209 84H210L211 86H210ZM220 84H221V85L223 84V86L225 85V86H224L225 88H227V87L231 88V91L229 90V88L227 89V91H225V89H223L224 87L221 86ZM40 85H41V86H40ZM42 85H43V86H42ZM60 85H61V86H60ZM72 85H73V86H72ZM86 85H84V86H86ZM203 85H204V86H205V85L208 86V89H209V90L207 89L206 86L204 87ZM215 85H217V86H215ZM218 85H220L222 88H220ZM9 86H10V87H9ZM15 86H16V87H15ZM50 86H51V85H50ZM119 86H120V84L118 85V87H119ZM158 86H159L160 88H158ZM165 86H166V87H165ZM187 86H189V87H187ZM201 86H203V87H201ZM226 86H227V87H226ZM12 87H14V88L12 89ZM40 87H41V88H40ZM233 87H234V89H233ZM15 88H16V89H15ZM37 88H39V89L37 90ZM53 88H54V89H53ZM78 88H79V89H78ZM119 88H120V90H121V89L123 88V85H121ZM157 88H158V89H157ZM196 88H197V89H196ZM200 88L202 89V91H203V89H204V91H205V89H207V90L209 91V94L211 93V95H209V97H210V96H213V95H215V94H217L216 96L219 97V98L217 99L215 96H214V97L216 98V100H219V101H217V102H216V100H215V101H214V100H210V101H209V97H208V95H207L208 91H205V92H207V93H204V92L199 93L200 90H198V89H200ZM213 88H215V89H213ZM46 89H47V90H46ZM57 89H58V90H57ZM133 89H134V90H133ZM139 89H140V90H139ZM160 89H162V90L164 89L165 91L163 90L162 93H161V92H160V91H161ZM186 89H187V90H186ZM189 89H190V90H193V91H192L193 94H194L193 97H195V99L192 97V95H191V91H190V92L188 91ZM210 89H212V91H211ZM221 89H223V90H221ZM232 89H233V91H232ZM39 90H40V91H39ZM51 90H55V92L53 93ZM141 90L144 91V93H143ZM155 90H156V92H155ZM157 90H159V91H157ZM185 90H186L187 92H185ZM213 90H214V91H213ZM216 90H217V91H216ZM228 90H229V91H228ZM37 91H39V92H37ZM215 91H216V92H215ZM51 92H52L53 94H51ZM136 92H137V93H141L142 95H144V94H147V95H146V96H142L141 94L138 95ZM188 92L190 93V96H191L192 99H194V101L190 98L189 94H187ZM223 92H224V93H223ZM160 93H161V95H160ZM214 93H215V94H214ZM218 93H219V95H218ZM231 93H234L235 95H233V96H235V97L231 96ZM198 94H199V96H198ZM200 94H203V95L205 94L206 97H205V95L202 96V95H200ZM212 94H213V95H212ZM221 94H222V95H221ZM226 94H227V95H226ZM140 95H141V97H140ZM156 95H157L158 97H157ZM159 95H160V96H159ZM187 95H188V96H187ZM195 95H196V96H195ZM229 95H230L231 97H229ZM238 95H239V96H238ZM155 97H154V98H155ZM197 97H198V98L200 97V99H198ZM204 97H205V98H204ZM223 97H225V98H223ZM239 97H240V98H239ZM138 98H139V99H138ZM148 98H147V99H148ZM156 98H155V100H154V99H153V100H154V101H158L159 99H156ZM162 98H163V97H162ZM202 98H203V99H202ZM220 98H221V99H220ZM226 98L229 100V102L232 103V104L230 103V105H232V106H229L228 104H226V101H227ZM233 98L236 99V100H235V99H234V100H235L236 104H238V105H235V102H234ZM190 99H191V101H189ZM201 99H202V100H201ZM207 99H208V100H207ZM210 99H214V98H213V97H212V98L210 97ZM237 99H238V100L240 99V100L237 102ZM138 100H139V101H138ZM140 100H141V101H140ZM161 100H162V99H161ZM161 100H159V101H161ZM197 100H198V102H197ZM205 100H206L207 102H204ZM135 101H136V102H135ZM213 101H214V102H213ZM133 102H135V103H133ZM212 102L215 103V104H213ZM138 103H140V106H139V105H135V104H138ZM141 103H142V104H141ZM184 103H185V101H184ZM188 103H189V106H188ZM190 103H191V104H190ZM207 103H208L209 105H208ZM233 103H234V104H233ZM216 104H217L218 106H219V104H220V108H218V106H217ZM243 104H244V103L242 102L240 105L243 106ZM185 105H187L188 107L185 106ZM195 105H196V106H195ZM210 105H211V107H212V106L215 107V108L212 107L214 110H213L212 108H210V107H207V108H210L209 110L205 108L206 106H210ZM224 105H225V107H224ZM234 105H235V106H234ZM228 106H229V107H228ZM139 107H140V108H139ZM232 107H234V109H233ZM238 107H240V106H238ZM185 108H186V109H185ZM216 108H217V109H216ZM225 108H226V109H225ZM227 109H228V111H227ZM188 110H189V111H188ZM211 110L214 111V112H215V110H217V111H216V113H212ZM229 110H230V111H229ZM231 110H232V111H231ZM186 111H187V112H186ZM71 112H72V113H73V112H77V110H76V111L72 110ZM201 112H202V110H201ZM204 112H207L208 115H206L207 113H204ZM209 112H211L212 114L209 113ZM220 112H221V113H220ZM218 113H219L220 115H219ZM232 113H233V114H232ZM202 114H203V115H202ZM209 114H210V115H209ZM67 115H68V114H67ZM223 115H224V116H223ZM135 117H138V115L135 114ZM227 117H228V118H227ZM207 118H208V119H207ZM218 119H220V120H218ZM21 122H24V120L20 118V116L18 115L17 112H12L11 114L7 115V114L4 113V110H3L2 108L0 109V127H2V131H0V142H1V143H0V144H1V145H0V148H1V149H0V150H6L7 145L5 144L6 146H4V143H7V144L9 143V144H11V145H10V146L8 145V148L12 147L13 150L15 151V152L12 151V148H10L9 151H10V152H11V151L13 152V154H11L9 151L6 150L9 154H11V156H12V160L9 159V158H11V157H9L10 155L8 156V153H7L6 151H4V152L7 153V154L5 153L6 156L9 157V158L7 159L8 162L6 161V158H7V157L5 158V154H2L3 151H1V153H0V159H1V157H2V159L0 160V168H1V167H4V168L0 169V171H1V170L4 171V172L1 171V174H0V175H1V176H0V181L2 182V183L0 182V196H1V197H0V200H1V201H0V202H1V203H0V208H1L0 216H1V215H4V216L6 217V214H5V213H7V211H8V212H10V215H12V217H15V214H17V212L21 211V209H22V211H28V212L30 211V212H29V214L31 213V214H30V217H31L30 220H31V221L33 220V222L36 223L37 221L35 220V218L37 219V216L41 213L42 210H43V211L45 210L44 212L49 214V212H51L52 209H53L55 212L52 211L51 213H53V214H49V215H52V217L54 218V220H51V219H50L51 216H49V220H48L47 222H48L49 224H50V223H57L56 225H58V224H60V221H61V220H63V221L66 220V216H67V213H68L67 210H68V209L66 210L67 212L65 211V209H66V207H68V205H69V200H70V197H69V196H70V187H71L70 185L73 184V187H75L76 184L80 183V181H79L80 178H78V176L80 175L79 177H81V175H82V172H81L82 164H81V163L83 162V158H81L82 156H80V155L77 154V155H76V158H75V157L73 158L75 161L73 160V162H72V169L70 168V166L67 165V163H66L65 161H60V160H59V161L61 162V164L56 165L57 163H59V161H58V159H57L58 156L53 155V157H52V154H55V153H54V152L51 153V152L56 150L55 152H56V154H58V153H59V149H60L61 146H53V147H50V146H44V147H42V146H40V145L37 144V143H34V144H33L32 142H30V139H29L28 137L24 136V135L21 133V130H20V128H19V123H21ZM136 123H137V122H136ZM136 123H135L136 126H139V125H140V127L142 126V124H139L140 122L138 123L139 125L136 124ZM117 125H120L119 127H118V126L116 127V129H117L118 131H122V130H123V132H126V131L129 129V128L127 129V127H125V126L128 125V123H127V124L125 123V125L122 124V125H124V126H122L121 124H117ZM185 125H187V124L184 123V122L181 123V122L179 121V124H178V122H175L174 127H170V129H169V135H170V139H171V145H170L166 150H161V149H158V148H154L153 145L149 144L148 147H149L150 149L147 150V151H148V154H149V160H148V162H149L151 165H154V166H155V164H156V166L158 167V169H159V179L161 180V183L163 184L164 189H165V188H168V190L165 189L166 192L168 193V191L171 190V188H172V190L169 192V195L171 194V196H177V195L179 194L178 192H180V194H181V191L183 190V191H182V194H181V195H178V196H182V197H183L184 194L187 192L186 195L184 196V197H186L187 194L189 193L190 195H188V197H186L187 199H190L189 196H191V194H192V196H194L195 193H196L197 195H200V196H209V195L213 194V193L216 191V189H215V191H214V188H215L216 186H218V185L220 186V184H221L220 182H221V179H222V178L224 179V177H226L225 179H227V178H229V177H232V176L230 175V174H231L230 172H232V170H233V169H232V168H233L232 166H233L234 163H232V160H230L229 162H223V161H222L224 164L220 163V161L222 160V159H221V156H222V153H221V152H223V153H227L228 151L226 150V152H224V151H225V148H224L223 151H221L220 148L223 149V147H220V146H219V148H218V149H220V150H218V149L215 150V148L218 147V145H221V144L218 143L217 139H216V141H211V142H210V139H212V140H215V139H214V138H213V137L207 132V130L204 128V127H205V126H204V122L202 123V125H203L204 127L201 126V124H199L198 127H196V129L198 128V131H199V132H198L197 130H196V131L193 130V129L191 130V129H190V128H191L190 125H187V126H185ZM205 125H206V124H205ZM146 126H147V125H146ZM181 126H182V127H181ZM120 127H121L122 129H121ZM128 127H129V125H128ZM202 127H203L204 130H206V131L203 132V131H202ZM147 128H148V130H150L149 132L152 133V132H153V129H154V126H153V127H147ZM151 128H152V129H151ZM183 128H184V129H183ZM125 129H127V130H125ZM185 129H186V130H185ZM200 129H201V130H200ZM180 130H181V131H180ZM185 131H186L187 134L185 133ZM194 131H195V132H194ZM201 131H202V133H203L204 135L200 133ZM176 132H177V133H176ZM205 132H206V133H205ZM6 133L8 134V136H7ZM194 134H195V135H194ZM208 134L210 135V137H207L208 139L204 138L206 135L209 136ZM184 135H185V136H184ZM199 135H200V136H199ZM202 135H203L204 137H203ZM6 136H7V137H6ZM181 136H182V137H181ZM8 137H9L12 141H11V140L9 141V140H8V139H9ZM140 137H141V136H139V137L136 136V138H135L136 140H135V141H134L133 138H128L127 141H126L127 144H124L125 141H124L123 143H120V145H118V147H117V149L119 150V152L117 153V156L114 155V157H113V156H112V152H111V154H109V155L106 157V159H105V164H109V163H111V161H114V162H113L114 164L119 165L120 162H121V163H126V162H131V161H133V160H134L133 157H134V154H135L134 151L136 150V149L134 150V148H136V144H137V143H139V144H141V143L144 144L143 141H146V140H145L144 138H142V137H141V138H142V140H141ZM199 138H200L201 140H200ZM209 138H210V139H209ZM184 139H185V140H184ZM188 139H189V140H188ZM204 139H205V141H204ZM137 140H138V141H137ZM139 140H140V141H139ZM190 140H191V141H190ZM192 140H193V141H192ZM5 141H6V142H5ZM13 141H14V142H13ZM136 141H137V142H136ZM177 141H178V142H177ZM206 141H208V142H206ZM2 142H3V143H2ZM182 142H183V144H181ZM186 142H187L188 144H187ZM191 142H192V143H191ZM194 142H195V143H194ZM203 142H204V144H201V143H203ZM212 142H214V144H212ZM216 142H217V143H216ZM15 143H16V144H15ZM184 143H185V146H184ZM215 143H216L217 146L215 145ZM13 144H15V145H17V146L15 147V145H13ZM36 144H37V146H36ZM122 144H123V146H122ZM128 144H130V145H128ZM139 144H137V145H139ZM145 144H148V142L146 141ZM174 144H175V145H174ZM176 144H177V145H176ZM192 144H193V145H192ZM195 144H196V146H195ZM211 144H212V145H211ZM124 145H125V146H124ZM126 145H127V147H126ZM180 145H181V146L183 145V146L181 147ZM198 145H199V146H198ZM200 145H201V146H200ZM204 145H205V148L207 149V150H205V151H204V149H203V150L200 149V147L202 148V147H204ZM214 145H215L216 147H215ZM1 146H2V147H1ZM13 146H14V147H13ZM120 146H121V147H120ZM146 146H147V145H146ZM179 146H180V147H179ZM194 146H195V147H194ZM207 146H209V147L207 148ZM212 146H213V147H212ZM221 146H222V145H221ZM5 147H6V148H5ZM30 147H31V149H30ZM129 147L131 148V150H129V149H130ZM173 147H175V148H173ZM178 147H179V148H178ZM183 147L186 148V149H184ZM197 147H198V148H197ZM210 147H212L215 151H218V152H217V155H219V157L216 155V152H213V153H212V151H210L212 148H211L210 150H208ZM3 148H4V149H3ZM8 148H7V149H8ZM19 148H20V149H19ZM44 148H46V150L48 151L47 153H45ZM55 148H56V149H55ZM57 148H59V149H57ZM122 148H124V149L122 150ZM42 149H43V151H42ZM54 149H55V150H54ZM125 149H126L127 152L125 151ZM170 149H171V150H170ZM181 149H182V150H181ZM194 149H196V150H194ZM198 149H200V152H202V151H203V152H206V151L209 152V151H210V152L212 153L213 156H210L211 153H208V152H206V153H207L206 155H205V153H203L202 156L205 155V156L207 157V156L209 155L210 158L208 157V159H211L212 161H211V160L206 161V157H205V156L202 157V156H201V153L199 152ZM213 149H212V150H213ZM21 150H22V152H21ZM29 150H31V152H29ZM34 150H35V151H34ZM175 150H176V152H175ZM185 150H186V151H185ZM193 150H194V151H193ZM201 150H202V151H201ZM39 151H41V153H40ZM122 151H123V152H122ZM159 151H160V152H159ZM195 151H197L198 153H200V155H199L198 153H196ZM220 151H221V152H220ZM24 152H25L26 154H25ZM36 152H37V154L39 153L38 159H37V157H36V155H35ZM133 152H134V154H133ZM171 152H172V153H171ZM188 152H189V153H188ZM219 152H220V153H219ZM20 153H21V155H20ZM44 153H45V154H44ZM128 153H129V154H128ZM130 153H131V154H130ZM15 154H17V155H15ZM22 154H23V156H22ZM27 154H28V156H27ZM31 154H32V155H31ZM42 154H43V155H42ZM49 154H50L51 156H50ZM119 154H120V155H123V156H120ZM179 154H180V155L182 154L183 156L180 157ZM187 154H188V155H187ZM197 154H198V155H197ZM214 154H215V155H214ZM1 155H2V156H1ZM13 155L16 156V158H18V159H16V158L14 159V158H13V157H14ZM19 155H20V156H19ZM40 155H41V158H40ZM132 155H133V156H132ZM170 155H171V156H170ZM176 155H177V156H176ZM29 156H30V157H29ZM32 156H33L34 158H33ZM44 156H45V157H44ZM47 156H48V157H47ZM55 156H56V158H55ZM109 156H110V157H109ZM125 156H127V157L124 158ZM129 156H130V157H129ZM185 156H186V158H188V156H189V158H188L189 160H186V158H184ZM3 157H4V158H3ZM23 157H24V158H23ZM50 157H51V159H50ZM78 157H79V158H78ZM157 157H158V158H157ZM199 157H201V158H199ZM213 157H216V159L213 158ZM20 158H23V159L21 160ZM27 158H28V159H27ZM29 158H30V159H29ZM44 158H46V159H44ZM54 158H55V160H54L55 162H56V160L58 161V162H56V164H55V162L53 161ZM107 158H108V160H107ZM109 158H110L111 160H110ZM182 158H183V159H182ZM194 158H195V159H194ZM218 158H220V159H218ZM49 159H50V161H49ZM204 159H205V162H206V163L204 162ZM213 159H215V160L213 161ZM2 160H3L4 162H3ZM13 160H14V161H13ZM45 160H46V162H47L48 164L45 162ZM109 160H110V162H109ZM129 160H130V161H129ZM172 160H173V161H172ZM175 160H176V161L179 160V161L176 163ZM191 160H192V162L190 163ZM194 160H195V161H194ZM217 160H218V161H217ZM219 160H220V161H219ZM10 161L15 162L14 165H16V168H15L14 165H13V167L11 166L12 164H11ZM17 161H18V162H17ZM19 161H20V162H19ZM21 161H22V162H21ZM39 161H40V162H39ZM43 161H44V162H43ZM122 161H123V162H122ZM184 161H185V162H184ZM193 161H194V162H193ZM198 161H199L200 163H199ZM202 161H203V162H202ZM209 161L211 162V164H210ZM26 162L31 163L32 166H31V164L26 163ZM42 162H43V163H42ZM49 162H50V164H49ZM74 162H75V164H74ZM77 162H78V163H77ZM116 162H117V163H116ZM172 162H175L176 164H178L179 162H181V164L179 163L180 166L182 165V167H183V165H184V167L181 169V167L179 166V164L176 166L175 163L173 164V166H171ZM183 162L186 163V164H184ZM201 162H202V163H201ZM207 162H208V163H207ZM212 162H213V164H214L215 167H216L219 163H220L219 165H222L221 167H220L219 165H218L219 167L217 166L218 169H219L218 171L221 172V173L223 172L222 177H221V175H220L221 173H218V175H220V176H219L218 178H215V176H216L215 174H217L218 171H216V170H217V169H216L217 167L214 168ZM214 162H215V163H214ZM218 162H219V163H218ZM17 163L19 164L18 167H17V165H18ZM41 163H42V164H41ZM44 163H45V165H44ZM52 163H54V165H52ZM118 163H119V164H118ZM182 163H183V164H182ZM203 163H204L205 165H202ZM216 163H217V164H216ZM225 163H226V164H225ZM3 164H4V165H3ZM6 164H7V165H6ZM9 164H10L11 167L9 166ZM23 164L25 165L24 167H22ZM188 164H189V165H188ZM230 164H232V166H231ZM26 165H27V167H28L29 169L31 168L29 174L27 173V171L29 172V170H28V168L26 167ZM55 165H56V167H55ZM79 165H80V166H79ZM166 165H167V166H166ZM185 165H186V166H185ZM201 165H202V166H201ZM210 165H211V166H210ZM223 165H226V166L223 167ZM227 165L231 166L232 168L229 167V166H227ZM8 166H9L10 168H9ZM29 166H30V167H29ZM50 166H51V168H54L55 171H53L54 169H52V170L50 169L51 171H49L48 167H50ZM58 166H59L60 169H58ZM106 166H107V165H106ZM108 166H111V164L108 165ZM175 166H176L177 168H178V167H179V168L177 169ZM194 166H195V167H194ZM203 166H204L206 169H205ZM20 167H21V168H20ZM25 167H26V168H25ZM192 167H193V168H192ZM199 167H201V168H199ZM209 167H211L212 169L209 168ZM222 167H223V168H222ZM226 167H227V169H226ZM228 167L231 168L232 170H230V169L228 170ZM12 168H13V170H12ZM14 168H15L18 172H19V170H20V173H22V174H19V173L16 171V172L18 173V174H16V179H18V178L21 179V178H22L21 181H23V178H25V176H28V175H29V178L32 177V178H34V179L32 180V178H31V180H28V179H24V180H28V182H29V181L33 182V183L35 184L36 187H35V186H33V187H31V186L28 187L29 185H31V184H33V183L30 184V182H29V185H28V184H27L28 182H26V183H24V184H25V186H24L25 188H24V187H23V182H22V184H21V183H20L21 181H20L19 179L16 180V179H15V176H13V174L16 173V172H14V171H15ZM22 168H23V169H22ZM56 168H57L58 170H57ZM74 168H75V169H74ZM167 168H168V169H167ZM171 168H172L173 170H172ZM175 168H176V169H175ZM184 168H185V170H184ZM186 168H187V170H186ZM202 168H203V169H202ZM220 168H222L223 170L220 171ZM224 168H225V169H224ZM78 169H80V170H78ZM169 169H171V170H170L171 172L168 171ZM179 169H180V170H179ZM191 169H192L193 171H192ZM207 169H208V170H207ZM209 169H211L212 172H214V169H215V172H216V173L214 172V173H215L214 176L211 175V174H213V173H212L211 170H209ZM11 170H12V171H11ZM22 170H23V172H22ZM40 170H41V172L44 170V171H43L44 176H42L43 174L40 173ZM45 170H46V172H47V170H48V173H45ZM60 170H61V173H60ZM62 170H64V172H63ZM69 170H70V171H69ZM77 170L80 171L79 174L76 173ZM197 170H198V171H197ZM203 170H204V171H203ZM226 170H227V172L230 171V172H228V176H227L226 173H225ZM52 171H53L54 173H52ZM78 171H77V172H78ZM165 171H166L167 173H166ZM173 171H174V172H173ZM179 171H180V172L182 171V173H180ZM190 171H191V172H190ZM207 171L211 172V174L209 173V175H211V178H212V176H213V179H212V180H214V181L211 182V183H213V184H211V183H205V184H204V183H203L204 186H202L203 184L200 183V182H202V181H200L199 183H196V184H195V182L193 183V181H191V179H189L190 181H188V178H186V179H182V180H184L183 183H182V181L180 180V179H181V178H180V174H186L187 176L190 175V174L192 175V173L194 174V173H197V172H205V173L208 174ZM13 172H14V173H13ZM50 172L53 174V176H52V174H51ZM58 172H59L60 174H59ZM69 172H70V173H69ZM168 172H169V173H168ZM184 172H185V173H184ZM2 173H3L4 175H2ZM5 173H7V175H8V174H12V175H8V176H9V177H8ZM38 173H39V175H38ZM49 173H50V175H48ZM55 173H57V174H59V175L61 176L59 179H57L58 182L60 181V182H59L60 185H58L57 181L55 180L56 178H58L57 174H55ZM74 173H76V174H74ZM177 173H178V174H177ZM179 173H180V174H179ZM24 174H25V175H24ZM45 174H46L47 176H51V179H50L49 177H47V178H48V179H47V178L45 177ZM54 174L56 175V177L54 176ZM61 174H62V175H61ZM71 174H72V176H71ZM77 174H78V176H77ZM168 174L170 175V177H171V176L174 177V178L172 177V178H173L172 181H171V178L168 177L170 180L167 178V176H169ZM171 174H172V175H171ZM174 174H175V176H174ZM176 174H177V175H176ZM19 175H21V176L23 175V177H21V176L18 177ZM63 175H64V176H63ZM73 175H74V176H73ZM178 175H179V176H178ZM218 175H217V176H218ZM67 176H69V177H67ZM217 176H216V177H217ZM11 177H13L14 179H13V178L10 179ZM37 177H38V179H40V180H41V179H43V180L45 179L44 182L46 183V185H45L44 182H41L42 180L40 181V180L36 179ZM42 177H43V178H42ZM52 177H54V178H52ZM72 177H73L74 179H73ZM75 177H76L77 180L75 179ZM178 177H179V178H178ZM220 177H221V178H220ZM26 178H27V177H26ZM176 178H177V179H176ZM5 179H6V180H5ZM8 179H9V180H8ZM166 179L169 180V181L167 180L168 183L166 182ZM175 179H176V180H175ZM223 179H222V180H223ZM2 180H3V181H2ZM49 180H51V181L53 180V181H52V184H53L52 188H53V189L51 188V181H49ZM73 180H74V181H73ZM75 180L78 181V182H75ZM174 180L176 181V183H175ZM185 180H186V182H185ZM6 181H7V182H6ZM10 181L13 182V183H14L15 181H16V182H15V184H13V183H10ZM17 181H18V185L21 184V186L23 187V190H24L25 193H24V192L20 193L21 191H19V190H22V189H19V190L16 189V190H15V188L18 186V185H16ZM37 181H38L39 183H38ZM61 181H62V182H61ZM72 181H73V182H72ZM173 181H174V182H173ZM217 181H219V184H218ZM24 182H25V181H24ZM40 182H41V183H40ZM47 182H48V186H47ZM54 182H55V184H54ZM71 182H72V183H71ZM163 182H164V183L166 182V184H164ZM170 182H171V183H170ZM172 182H173L174 184H173ZM191 182H192V183H191ZM4 183L6 184L5 188H4V185H2V184H4ZM37 183H38L39 185H38ZM42 183H43V184H42ZM61 183H62L63 186L61 185ZM67 183H68V184H67ZM70 183H71V184H70ZM178 183H180V184H178ZM184 183H185V184H184ZM187 183H188V184H187ZM189 183H190V184H189ZM214 183H215V186H214ZM10 184H11V185H10ZM34 184H33V185H34ZM36 184H37V185H36ZM40 184H41V187H40ZM56 184H57V185H56ZM170 184H171V186H169ZM177 184H178V185H177ZM182 184H183V185H182ZM199 184H201V185H199ZM7 185H8V186H7ZM13 185H14V186H13ZM42 185H43V186L45 185V186H44V188H45L44 190H43V189H40V188H42ZM55 185L57 186V188H56ZM64 185H65L66 187H64ZM167 185H168V187H167ZM191 185H192L193 187H192ZM194 185H195V186H194ZM196 185H197V186H196ZM2 186H3V187H2ZM19 186H20V185H19ZM38 186H39V187H38ZM49 186H50V187H49ZM59 186H60V187H59ZM61 186H62V187H61ZM67 186H68V188H67ZM165 186H166V187H165ZM172 186H174V187H172ZM175 186H176V187H175ZM177 186H179V187H177ZM183 186H184V187H183ZM186 186H188V187H186ZM211 186L213 187V189L211 188ZM26 187H27V188H26ZM34 187H35L36 190H35V189H34V191H33V190H30V189H33ZM48 187H49V189H50L49 191H48V189H46V188H48ZM58 187H59V188H58ZM169 187H170V189H169ZM180 187H182L183 189L181 190ZM185 187H186L187 189H186ZM194 187H195V191H194ZM1 188H2V189H1ZM8 188H9V189H8ZM184 188H185V189H184ZM188 188H189V190H188ZM192 188H193V191L190 190V189H192ZM199 188H200V189H199ZM206 188H207V190H206ZM217 188H219V187H217ZM4 189L7 191V193L5 192ZM28 189H29L30 191H29ZM37 189L40 190V192H39L40 194L42 193L41 190H43L44 192L46 191L45 193L47 194V196H46V195H43L44 192L41 194V196H38V195H40V194H36ZM51 189H52V192H51ZM62 189H63V190H62ZM173 189H174V190H173ZM179 189H180L181 191H179ZM201 189H203V190H201ZM1 190H2V191H1ZM17 190H18V191H17ZM23 190H22V191H23ZM25 190H26V191H25ZM39 190H38V191H39ZM176 190H178V191H176ZM184 190H187V191H184ZM198 190H199V191H198ZM208 190H211V192L208 191ZM212 190H213V193H212ZM15 191H16V192H15ZM28 191H29V192H28ZM31 191H33L34 194H32L33 192H31ZM47 191L50 193V195H48V192H47ZM55 191H56V192H55ZM175 191H176L177 193H175ZM191 191H192V193H191ZM1 192H3V193H1ZM11 192H13L12 194H13L15 197H14L12 194L10 195ZM17 192H19V193H17ZM193 192H194V194H193ZM5 193H6V194H5ZM26 193H27V194H26ZM45 193H44V194H45ZM51 193H52V194H51ZM57 193H58V194H57ZM199 193H200V194H199ZM204 193H205V194H204ZM4 194H5L6 196L9 194L10 197L7 196V197L3 198V197L5 196ZM16 194H17V195H16ZM18 194H19V195H18ZM24 194H25V195H24ZM30 194H31V196H33V197H31ZM35 194L37 195L38 200H39V198H40V201H41V204H40V205H39L40 201H38V200H37V202H39V203L37 204V203L34 202L35 204L33 203V205H32L33 207L31 206V204L25 203L26 201H27V202L29 201V199H30V198H28L29 196H30L31 198H33V200H34V198L37 199V197H34ZM54 194H55V197H56V198L53 197V199H52V201H51L50 198H52L51 196H53ZM62 194H63V195H62ZM176 194H177V195H176ZM3 195H4V196H3ZM2 196H3V197H2ZM16 196H17V198H16ZM27 196H28V197H27ZM44 196H45V197H44ZM59 196H60V197H59ZM13 197H14V198H13ZM18 197H19V198H18ZM41 197H42V198L44 197V198H43V199H44V202L48 200V201H49L48 204H47V202L45 203L46 205L44 204V202L42 203L43 199H41ZM64 197H65V198H64ZM11 198H13V199H11ZM27 198H28V199H27ZM58 198H62V199H58ZM8 199H9L10 202L7 201ZM15 199H17L18 201L20 200L21 202H22V200L24 201V202H22V203L19 202V203H21V204L17 203V204H19L22 208H21V207H18L19 205L16 204V202H18V201H17V200L15 201ZM56 199H57V200H56ZM4 200H5V201H4ZM31 200H32V199H31ZM31 200H30V201H31ZM53 200H55V201H53ZM3 201H4V203H3ZM13 201H14V203H15L14 205H15L17 208H15V206L12 204ZM30 201H29V203H31ZM50 201H51V203H50ZM57 201H59V202H57ZM78 201H79V199L77 200V207H78V209H80V201H79V204H78ZM52 202H53V205H51ZM54 202H56V204L58 203V204L56 205L57 207L54 206V205H55ZM2 203L5 204V206L7 207V209L10 208V210H7V209L5 208V206H4V208L1 207V204H2ZM8 203L11 204V206H9ZM23 203H25L24 205H27V206L29 205V206H28V207L25 206V207L23 208V206H22ZM49 203H50V204H49ZM36 204H37V206H36V209H37V210L35 209V212H36V213H35V212H33V211H34V208H35L34 206H35ZM43 204H44V206H43ZM59 205H60V206H59ZM42 206H43L45 209H44ZM47 206H49L50 208L47 207ZM52 206H53V207H52ZM11 207H13L15 210H17V212H16L13 208H11ZM26 207H27V208H26ZM29 207H30V209H28ZM18 208H19V210H18ZM31 208H32V210H31ZM38 208H39V209H38ZM46 208H47V209H46ZM51 208H52V209H51ZM62 208H63V209H62ZM55 209H56V210H55ZM2 210H3V211H2ZM4 210H5L6 212H5ZM14 211H15V213H14ZM56 211H57V212H56ZM64 211H65V212H64ZM4 212H5V213H4ZM32 212H33L34 214H33ZM37 212H38V213H37ZM61 212H62V213H61ZM63 212H64V213H63ZM2 213H3V214H2ZM56 213H58V214H56ZM35 214H36V215H35ZM55 214H56V216H55ZM61 214H62V215H61ZM63 214H65V215H63ZM8 215H9V213H8ZM8 215H7V220H10L9 217L11 218V220L14 219V218H12L11 216H8ZM57 215H58V216H57ZM59 215H60V216H59ZM63 216H64V217H63ZM32 217H33V218H32ZM52 217H51V218H52ZM55 217H57V218H55ZM62 217H63V218H62ZM58 218L61 219V220H59ZM55 219H56V222H55ZM57 219L59 220V222H58ZM26 220H28V219H25L24 223L27 222ZM30 220H29V221H30ZM50 220L53 221V222H51ZM31 221H30V222H31ZM49 221H50V222H49ZM63 221H61V223H63ZM24 223H23V224H24ZM28 224H29V223L27 222V224H26L25 227H27ZM33 225H34V224H33ZM80 228H81V226H80ZM30 229H32V227H30ZM30 229H26V230H27L26 232H28V230H29V232L32 233V231H33V233H34L35 230H36V228H35V230H32V231H31ZM33 229H34V228H33ZM36 232H37V234H38V231H36ZM31 233H28V234L32 236L33 233H32V234H31ZM34 234H36V233H34ZM37 234L35 235V237H34V235H33L32 238H33V237L36 238ZM22 236H23V234H22ZM22 236H21V234H19V237L22 238V239H24V236H25V235H24L23 237H22ZM75 239H76L77 241L80 240L79 237H77V238H75ZM55 244H56V243H55ZM52 245H54V244H52ZM52 245L48 246V244H46L45 247L48 249V250H46L47 253H46V251H45L46 248L44 247V249H42L40 252L37 253V254H39L40 256L37 255V254L34 255V256H35L34 260H35L36 263H38V264H43V262H44V263L46 262V264H49V263H50V264H52V263H53V264H57V263H58V261H59V260L61 259V257H62V251H63V250H62V246H63V245L60 244V243H57V246L54 245V246H56L57 248H56V247L54 248V246L52 247ZM58 245H59V246H58ZM47 246H48L49 248L51 247V248H54V249H51V248H50V249H51V250H50ZM49 250H50V251H49ZM54 250H55V251H54ZM57 250H58V251H57ZM42 251H43L45 254L42 253ZM48 251H49V252H48ZM50 252H51V254H50ZM59 252H61V253H60L61 257H60V255H59V256L57 255V254H59ZM11 253H12V252H10V255H11V256H9V254H7V256H6L7 258L5 259V261H6L8 264H12V262L15 263V260H16V256L14 255V253H13V254H11ZM42 254H44V255L46 256V258H47V257H48V258L45 259V256L42 255ZM49 254H50V255H49ZM53 254H54V256H57V258L59 259L58 261L55 260L56 257H55L54 259L52 258V257H53V256H52ZM12 255H13V256H12ZM36 255H37V256H36ZM47 255H48V256H47ZM8 256H9V257H8ZM10 257H11V258L13 257L14 259H13V260H12V259H9ZM36 257H38V259L41 260L40 263H39V260L36 259ZM41 258H42V259H41ZM43 258H44L46 261H45V260L43 261ZM51 258H52V259H51ZM57 258H56V259H57ZM7 259H8L9 262L7 261ZM49 259H50V260H49ZM52 260L55 261V262H53ZM42 261H43V262H42ZM48 261H49V262H48ZM50 261H51V262H50ZM10 262H11V263H10Z\"/></svg>",
	"mask_w": 264,
	"mask_h": 264
}]
</instances>
